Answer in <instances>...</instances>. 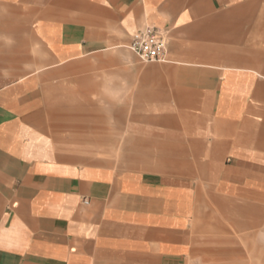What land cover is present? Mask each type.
<instances>
[{
  "label": "crops",
  "instance_id": "obj_1",
  "mask_svg": "<svg viewBox=\"0 0 264 264\" xmlns=\"http://www.w3.org/2000/svg\"><path fill=\"white\" fill-rule=\"evenodd\" d=\"M145 27L165 62L129 50ZM91 102L121 166L56 151ZM218 263L264 264V0H0V264Z\"/></svg>",
  "mask_w": 264,
  "mask_h": 264
},
{
  "label": "rangeland",
  "instance_id": "obj_2",
  "mask_svg": "<svg viewBox=\"0 0 264 264\" xmlns=\"http://www.w3.org/2000/svg\"><path fill=\"white\" fill-rule=\"evenodd\" d=\"M27 27L28 23H26V28ZM25 42L26 57H30L32 46L31 38L26 37ZM27 47H30L29 53H27ZM37 67L38 66L35 67V65H9L8 70H3L2 72L5 75V79L11 83L37 72ZM76 72L78 74L75 77H80L81 70H77ZM77 88L79 89V87ZM90 98H92V96ZM91 103L95 106L98 105L102 107L104 111H101V113L104 112L105 114L110 115L102 120L80 117H56L49 119V127L57 149L56 151L62 156L78 161H85L94 164L109 163L117 167L121 166L124 163V157L128 156V150L125 149L128 134L123 133V124L119 126L114 123V119L111 116L112 112L109 111L111 109V103ZM77 104L79 105L80 102ZM207 205H210L208 199ZM214 205H219V203H214ZM205 216L207 219L204 221L207 223L225 222V216L223 214L216 213ZM204 232L215 233L214 230L210 232L207 230ZM224 232V230H217V238L218 240H222L219 243L220 245H217L216 248L209 245L201 246L202 251L208 252L209 249L213 248L218 251H223L225 248L223 240L225 237Z\"/></svg>",
  "mask_w": 264,
  "mask_h": 264
},
{
  "label": "built area",
  "instance_id": "obj_3",
  "mask_svg": "<svg viewBox=\"0 0 264 264\" xmlns=\"http://www.w3.org/2000/svg\"><path fill=\"white\" fill-rule=\"evenodd\" d=\"M128 48L142 63H163L167 53L166 34L154 27H145L132 36Z\"/></svg>",
  "mask_w": 264,
  "mask_h": 264
}]
</instances>
